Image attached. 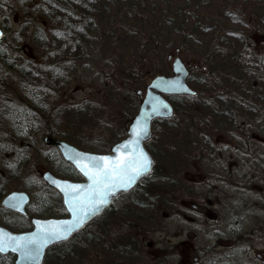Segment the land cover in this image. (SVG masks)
Segmentation results:
<instances>
[{"label":"flooded vegetation","instance_id":"af4514ba","mask_svg":"<svg viewBox=\"0 0 264 264\" xmlns=\"http://www.w3.org/2000/svg\"><path fill=\"white\" fill-rule=\"evenodd\" d=\"M185 49L182 43L172 47L168 71L152 74L151 68L140 75L145 91L139 89L138 95L144 97L157 75H173L178 56L188 68L191 86L211 78L213 73L192 67ZM244 90H216L207 85L196 96H181L189 106L187 110L175 106L173 115L176 181L168 186L138 185L128 193L137 199L131 205L142 215L128 229L129 250L135 247L142 257L154 255L155 264H264V147L258 137L264 134V118H256V89ZM156 122L165 120L153 122V137L146 145L154 158L166 137L165 131L157 133ZM116 202L97 218L107 222L96 235L99 246L104 237H110L104 232L106 225L110 228L112 221L126 213V208L115 210ZM166 205L173 224L164 225L170 212L162 211V218L153 219L157 225L149 227L144 208L159 210ZM97 257L99 264H113L104 263L101 251Z\"/></svg>","mask_w":264,"mask_h":264},{"label":"trees","instance_id":"16d2710c","mask_svg":"<svg viewBox=\"0 0 264 264\" xmlns=\"http://www.w3.org/2000/svg\"><path fill=\"white\" fill-rule=\"evenodd\" d=\"M174 1L175 3L172 2L166 9L165 17L170 18L169 26L176 25L175 19L181 18L178 24L182 28L180 32L182 33L183 31L186 38L193 39L200 31L204 33L206 30L201 29L202 15L204 14L201 15L202 12L196 6L197 4L194 0H181L180 4H178L180 0ZM221 1L223 2L224 0ZM237 5L241 6L237 17L244 18L245 12L251 11L255 14L252 17H248L247 22L250 23L256 19V21H261L263 23L261 25L264 26V1L240 0V4ZM8 7L10 12L6 16L1 17L4 20L0 19V27L5 31L4 37L0 40V84L7 78L15 79V88L19 91L18 102L20 105L12 109L10 116L12 119L9 124L13 128L16 139L23 140V142L33 137L34 125L37 122L45 125L53 124L49 130L47 129V132L53 130V135L64 138L74 144L78 145L77 142L81 144L87 141L86 138L81 137L79 134L75 135L71 131L70 133L67 129L65 131L66 126L71 127L74 124V121H69L71 117L69 109L71 107L64 102L57 103L55 97L57 95V97L59 96L62 99L61 95L64 90L78 81L80 75H88L84 67L87 65L94 67L91 68L93 73L89 77L94 79V81H100L101 85L104 86L110 84L114 77L117 80L116 74H123L128 78L130 76L134 77L138 71L129 70V63L121 62V44L124 43L121 35L122 33H128L129 27L134 28V30L129 31L138 42H129L131 45L129 50L124 52L126 55L131 52L135 53V50L139 49L147 53V60L150 56L159 55L161 47L166 46L172 49L177 43H182L183 46L187 44L182 41L185 40L183 37L181 40H172L165 46L162 42L159 44L161 34L154 32L155 30L153 31L152 29L160 28L162 30V27L158 23L154 25V28L146 26V19L141 17L139 19L136 15L135 5L129 0H0V16L4 11L8 10ZM12 15L16 16L12 19ZM142 16H146L149 19V12L146 11ZM29 18L32 23H36L33 31L28 29L29 26H26L28 21L26 19ZM213 18L225 19L215 15ZM204 19H206L205 23H207V18ZM215 23V25L211 26L210 32H218L226 27L224 22ZM233 27L242 26L235 23L231 28ZM145 33H150L151 41L156 39V42L152 44L151 41H140L141 36ZM233 37L236 38L237 36ZM246 38H239L242 41L235 43H222L223 41L211 43L210 45L212 46L209 47L210 56L219 53L226 56L237 50L236 57H229L227 60H237L238 67L242 60L245 59V63L249 58H255L256 73L248 75L256 76L257 74L256 79L258 81L259 79L263 80L264 52H261L260 50L262 49L257 46L251 50L249 41ZM29 44L33 47L35 56L30 59V62L24 64L23 53L28 52L27 46ZM139 45L141 47H138ZM188 46L191 45L188 44ZM210 58L208 61H213L214 57ZM88 60L90 62L87 65L83 63ZM122 67L128 68L124 72L118 71ZM230 68L234 69L229 65L225 66V70ZM239 68H244V66L242 65ZM241 70L244 71L243 69ZM222 74H227V77L216 81L220 88L238 90L245 87L244 82L240 81V77L245 76L244 74L227 71L222 72ZM195 83H197L198 90H203L207 87V82L205 81ZM113 86H109V93H111ZM115 87L119 90L120 84H116ZM257 88L259 87L254 82V86L252 85L250 89H244L249 91ZM256 100L263 102L264 96L258 97V94H256ZM76 108L78 110L76 122H82L84 125H87L85 120H83L84 118H96L99 110H103V113H105L102 104L83 103ZM255 112L257 117L258 112ZM81 118H83L82 121L80 120ZM75 136H80L82 139ZM54 152V158L52 159L56 164L54 170L66 177H76L78 175L76 170L61 158L56 149H54ZM14 153L15 157L19 155L17 159L19 164H21L20 166H23L25 156L21 155L20 151H15ZM150 178L153 177H149L147 180ZM30 185L25 183L23 187L29 189ZM151 185L163 186L164 180L158 181L156 179ZM34 186L39 189L37 190L39 193L37 194L36 192V194L31 196L32 200L27 207L30 217L63 215L64 209L57 193L46 186L42 179H39L38 182L36 180ZM6 194L7 191L1 195L5 196ZM57 199L59 201L58 207L56 206ZM5 212L7 213V211ZM16 217L20 230L29 228V219L20 216ZM0 223L10 227V229L13 228L6 218L0 219ZM53 249L51 248L49 253ZM14 260L15 257L12 254L0 255V264H14Z\"/></svg>","mask_w":264,"mask_h":264},{"label":"rangeland","instance_id":"374dc122","mask_svg":"<svg viewBox=\"0 0 264 264\" xmlns=\"http://www.w3.org/2000/svg\"><path fill=\"white\" fill-rule=\"evenodd\" d=\"M131 3L135 5L136 15L143 19H146V26H152L157 23L162 27V30L152 29L154 32H159L161 34L160 43L165 46L172 40H181V38H185L182 40L186 42L185 44V57L189 62L194 64L192 67L198 65L202 68V73H213L212 77L209 78L207 85L211 89H221L219 84L216 82L221 79L222 72H233V73H241L245 76L240 77V81L244 82L246 89H250L251 86H254V82L259 87L256 89V94L258 97L264 96V79L259 81L256 79V76L248 75L252 73H256V59L249 58L245 61L242 60L240 66H244V68L238 67L237 60L231 62L227 59L229 57H236V52L229 53V55L223 56L222 54H212L210 56L209 47L211 43L221 42L222 43H230V42H238L242 41L239 38H246L249 41V47L251 50L259 47L264 52V26L261 21H256L254 19L250 23L247 22L248 17L254 16V12L246 11L244 18L237 17L239 14L240 7L237 4H240V0H194L197 4L196 6L200 8L202 15V24L201 29L206 30L204 33L202 31L198 32L195 37L186 38L184 33L180 32L182 28L179 27V22L181 18H176V25L170 27L169 26V17H165L168 7L171 3H175L174 0H129ZM193 1V0H189ZM264 1V0H262ZM239 2V3H238ZM181 3V0L178 1V4ZM149 12V19L144 15L145 12ZM8 10L0 16H6L8 14ZM215 16L223 17L225 19L213 18ZM242 15V14H241ZM16 15H12V19ZM18 16V15H17ZM204 18H207V23H205ZM28 20L26 26H29V30L33 31L35 29L36 23H32V20ZM224 22L226 27L218 32H210V28L212 25L216 23ZM238 23L242 27H232L233 24ZM257 24V26H256ZM256 26V27H255ZM129 30H134L133 27H129L127 32L122 33L121 38L123 42L122 46V60L121 62L129 63V70L138 71L134 77L130 76L129 78L124 76L123 74H116L113 80H111L110 84L106 86L101 85V82L89 77L93 71L91 68L93 66H88L87 64L90 62L84 61L83 63L87 66H84L86 69V74L80 75L79 80L75 83L71 84L68 89L66 88L62 93L61 98L59 96L55 97L57 103H66L67 106L71 107L70 110V120L74 121L73 126L65 127L68 132H72L73 134H79L81 137L86 138L87 141L78 145L82 146L84 149L92 150V151H106L108 150L113 143L118 141V139L122 138L125 135V123L133 115L136 113L137 106H139L140 101L137 96V91L139 89L145 90L144 82L142 78H139L140 75L146 74L147 71L151 68L152 74H156L160 71L166 72L168 71V53L172 49L165 47H161L160 54L150 56L146 60V52L141 50H135V53L131 52L129 55L124 53L129 50V46L131 45L129 42H138L133 34L130 33ZM261 30V31H258ZM151 34L145 33L141 36L140 41H151ZM180 36V38H178ZM233 36H237L236 38ZM189 40V41H187ZM181 41V42H182ZM152 44L156 42V39L151 41ZM133 43V44H134ZM190 44L191 46H188ZM170 45V44H169ZM172 46V45H171ZM27 53L24 54V64L30 62V59L33 58L34 52L31 44L27 46ZM128 47V49H126ZM138 47H141L140 45ZM231 50V49H229ZM173 51V50H172ZM207 51L209 54H207ZM234 51V50H231ZM14 52V50H13ZM246 52V51H244ZM215 55V56H214ZM210 57H214L213 61L209 62ZM117 61H119L117 59ZM249 62V63H246ZM229 65L234 69L225 70V66ZM246 65V66H245ZM128 67H122L118 71L124 72ZM243 69L244 71H242ZM116 84H120L119 90L115 87ZM110 85H114L111 93H109L108 89ZM19 91L15 88V79H6L4 82L0 84V202L3 198L1 195L3 192H10L12 190H26L30 193V195H34L39 193L37 187H35V181L42 179V175L44 171L50 169L54 170V166L56 164L52 161L54 158V150L50 145H46L43 142V138L48 133H54L53 130L47 132L50 126L53 124L45 125L44 123L37 122L35 126V131L33 137L23 142V140L16 139V135L13 133V128L9 124L11 121V112L13 108H17L20 103L18 102ZM61 99V100H60ZM88 100V101H87ZM256 101V111L258 112V116L260 120L264 118V100L263 102ZM83 103H91V104H102L105 109V113L103 110H99L97 112L96 118H81L82 121L85 120L87 125H84L82 122L77 121V108L80 104ZM175 105L177 108L186 109L187 106L183 100L175 101ZM11 110V111H10ZM121 110V111H120ZM62 115V114H61ZM100 121H98V120ZM76 122V123H75ZM34 123V120H33ZM175 118L169 120L167 122H156L155 128L157 133L160 130L165 131L166 137L163 140V146L160 147L159 153L156 154V175L163 178L164 182H167L168 185H173L176 181V143H175ZM48 127V128H47ZM64 131V132H65ZM70 132V133H71ZM80 136H75L76 138L82 139ZM160 136V135H159ZM259 144L261 147H264V134L258 135ZM16 139V140H15ZM15 151H20L21 155L25 156V162L23 166H20L18 161V157H15ZM25 183L31 184L29 189L24 188ZM3 190V192H2ZM137 199L133 194H128L122 196L118 202H116V208H126V213L124 218H119V220L112 221V224H108L110 228L106 225L105 229H110L108 234L110 239H106L104 237L101 245L97 243V239H94L95 233L99 232V227L103 226L105 223L104 220L96 221V223H92L89 225L88 229L84 231L85 235L78 236L72 242H68L67 244L62 245V247L57 246L54 250L48 255L45 259L44 264H99L98 254L101 251V256L106 260L104 263L113 262V264H140L141 262H146V264H155L152 262L151 258L154 255L150 254L147 256H139L136 254L135 247L134 250H129L126 244L131 242L130 237L128 235V229L130 227H135V222L132 221L136 216H142L141 214H137L136 208L131 205ZM59 201L56 200V206L58 207ZM1 206V205H0ZM170 206L166 205L161 207L159 210L154 208L151 211L147 208H144V217L146 219V223L149 227L153 226L157 223L154 222L155 217L162 218V211L170 212L169 217L164 219V225H172L173 224V215L170 211ZM56 216V215H53ZM6 218L9 220L10 225L13 226L14 229H19V224H17V217L15 213L10 212H2L0 209V219ZM104 230V232H106ZM113 239V241L111 240ZM107 240L106 246L107 250H105V242ZM115 241V243H114ZM109 243V245H108ZM99 246V247H98ZM58 252V253H57ZM56 254V255H55ZM62 254V256H61ZM56 256V257H55ZM61 256V257H60ZM60 257V258H59ZM58 258V259H55ZM110 261H109V260Z\"/></svg>","mask_w":264,"mask_h":264},{"label":"water","instance_id":"95a60500","mask_svg":"<svg viewBox=\"0 0 264 264\" xmlns=\"http://www.w3.org/2000/svg\"><path fill=\"white\" fill-rule=\"evenodd\" d=\"M4 31L0 28V39ZM174 63L173 76H156L153 84L149 85L145 97L139 106L138 113L132 121L127 123V136L111 147L108 153H96L82 150L66 140L58 139L51 135L44 138L46 144L56 147L63 159L72 165L82 177L81 180L61 178L47 171L43 175L44 182L52 187L62 198V204L68 214L66 217H48L31 219L32 228L26 231H15L0 224V254L15 255V264H43L47 250L57 244L68 241L74 234L82 231L95 217L102 214L111 203L122 193L132 190L139 180L148 176L154 169V158L146 149L145 144L152 137V122L156 118L169 119L174 115V106L165 95H196L188 83V70L181 58ZM126 146V147H125ZM148 160V169L139 175L127 187L112 174L111 184L106 187L95 188L93 181L84 175L81 168L92 172L97 171L93 167L92 158L110 157L111 161H102V167L108 168L111 163L118 167L125 161L130 162L127 174L135 175L142 162V155ZM114 184L115 186H111ZM78 186V187H73ZM104 196V204H99L101 194ZM31 201L26 191L14 190L8 193L1 201L4 209L27 216V208ZM98 210L93 212V205ZM73 209L76 211L74 212ZM71 226L72 231L67 238H57L55 234L64 235V229Z\"/></svg>","mask_w":264,"mask_h":264},{"label":"snow or ice","instance_id":"6c2138e0","mask_svg":"<svg viewBox=\"0 0 264 264\" xmlns=\"http://www.w3.org/2000/svg\"><path fill=\"white\" fill-rule=\"evenodd\" d=\"M126 147V146H125ZM142 155V154H141ZM93 160V167L97 170L95 172H92L91 174L89 173L88 170L81 168V170L84 172V175L88 177V179L93 181V186L95 188H101L106 187L107 184H111V179H112V174L115 173L116 177L121 181V183L124 184L125 187H127L128 185H130L139 175L143 174V172H146L148 169V160L146 157H143L142 155V162L140 164V167L136 170L135 175H128L127 171H128V167H129V163L128 161H125L121 166H117L114 162L110 164V166L108 168H103L101 162L102 161H111L110 157H98V158H92ZM111 186H115L114 184H112ZM73 187H78V186H73ZM107 193H103L100 196L99 199V204L103 205L105 200H104V196ZM93 212H95L96 210H98V206L97 205H93ZM73 211L75 212L76 210L73 209ZM72 231L71 226L67 227L64 229V235H60V234H55L57 238L60 239H65L67 238V235L70 234ZM3 249L0 248V251H2Z\"/></svg>","mask_w":264,"mask_h":264}]
</instances>
